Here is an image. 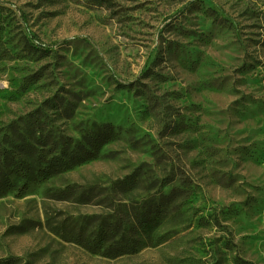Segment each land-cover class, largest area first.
Listing matches in <instances>:
<instances>
[{
	"label": "rangeland",
	"instance_id": "1",
	"mask_svg": "<svg viewBox=\"0 0 264 264\" xmlns=\"http://www.w3.org/2000/svg\"><path fill=\"white\" fill-rule=\"evenodd\" d=\"M98 133L88 160L0 195V261L264 264V0H0V158ZM117 217L134 254L61 237Z\"/></svg>",
	"mask_w": 264,
	"mask_h": 264
},
{
	"label": "trees",
	"instance_id": "2",
	"mask_svg": "<svg viewBox=\"0 0 264 264\" xmlns=\"http://www.w3.org/2000/svg\"><path fill=\"white\" fill-rule=\"evenodd\" d=\"M91 1L98 5H104L105 7H111L113 5V0ZM105 130H110V127H105ZM108 141L109 135L107 133H98L94 139L91 137L85 145H78L69 151L66 145H64L63 148L55 152L52 149L45 152L32 151L31 148L33 146L26 142L24 138L16 140L14 143L11 142V149H2L4 153L0 158V195L13 188L15 179L19 175L24 178L29 174L36 178H51L67 171L74 165L88 160L94 155L93 153L95 151L99 150ZM122 184V180L116 182L113 191L122 193ZM176 192L178 193L179 191ZM176 196L172 198L175 199ZM83 197L84 194H80V198L86 201L87 198ZM155 210V208L148 207L146 212L140 213L135 220L137 227L143 230L150 221L148 219L150 214L156 215V220L160 212L157 211L154 213L153 211ZM102 224H105L102 227H106L107 230H102L96 240H90L91 238L89 236L82 234L83 230L81 227H77V224H74L71 229H68L69 225H63L61 228L63 233L61 237L65 238L66 235H72L71 242L82 246L91 253L99 252L102 256L110 259L124 254H134L138 250L141 233L137 234L136 227L128 228V230L123 228L122 217L114 218L111 224H107L104 220ZM14 261V258H8L0 261V264H13ZM240 263L245 264L246 262L240 260Z\"/></svg>",
	"mask_w": 264,
	"mask_h": 264
}]
</instances>
